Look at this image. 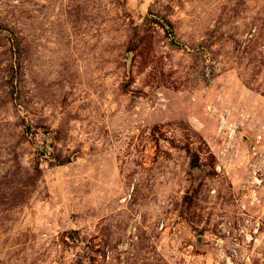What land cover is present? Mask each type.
<instances>
[{
	"label": "rangeland",
	"instance_id": "obj_1",
	"mask_svg": "<svg viewBox=\"0 0 264 264\" xmlns=\"http://www.w3.org/2000/svg\"><path fill=\"white\" fill-rule=\"evenodd\" d=\"M258 154L264 0H0V264H211Z\"/></svg>",
	"mask_w": 264,
	"mask_h": 264
},
{
	"label": "built area",
	"instance_id": "obj_2",
	"mask_svg": "<svg viewBox=\"0 0 264 264\" xmlns=\"http://www.w3.org/2000/svg\"><path fill=\"white\" fill-rule=\"evenodd\" d=\"M222 117L220 118V121ZM222 129H226L224 136V148L221 152L222 157L226 155H230L234 149V139L238 135V126L234 124L226 123V120L223 122ZM259 139V138H258ZM259 141L257 140L256 143ZM252 160V159H251ZM252 165L250 166V172H246V179L242 183V200L239 204L240 210L245 217L246 209L249 206H257L260 204V198L258 199V192L262 189L264 185V156L262 154H258L254 160H252ZM249 203V204H248ZM247 212V211H246ZM247 221V220H246ZM249 221L245 223L239 229L238 237H242L243 242L249 244L251 241L255 240V237L259 235V230L261 226H264L263 222L259 220H255L252 223L250 228L247 227ZM127 237L133 236L135 232V228H128ZM264 231V227H263ZM242 235V236H241ZM237 236L231 234V223L223 221L219 223V226L216 230V233L213 235V239L211 242V250L215 253V259H211V264H236V259L240 256L241 262L244 264H251L250 255L247 252H240L239 248L240 241ZM128 249V242H125L121 247H119V251H126ZM242 249V247H241Z\"/></svg>",
	"mask_w": 264,
	"mask_h": 264
},
{
	"label": "bare ground",
	"instance_id": "obj_3",
	"mask_svg": "<svg viewBox=\"0 0 264 264\" xmlns=\"http://www.w3.org/2000/svg\"><path fill=\"white\" fill-rule=\"evenodd\" d=\"M224 120H226L224 117L222 118L221 122H220V125L223 126V122Z\"/></svg>",
	"mask_w": 264,
	"mask_h": 264
}]
</instances>
